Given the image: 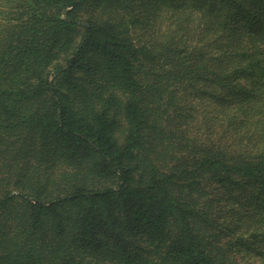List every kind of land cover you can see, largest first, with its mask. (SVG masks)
Returning a JSON list of instances; mask_svg holds the SVG:
<instances>
[{
	"label": "trees",
	"instance_id": "obj_1",
	"mask_svg": "<svg viewBox=\"0 0 264 264\" xmlns=\"http://www.w3.org/2000/svg\"><path fill=\"white\" fill-rule=\"evenodd\" d=\"M255 262L264 0H0V264Z\"/></svg>",
	"mask_w": 264,
	"mask_h": 264
},
{
	"label": "rangeland",
	"instance_id": "obj_2",
	"mask_svg": "<svg viewBox=\"0 0 264 264\" xmlns=\"http://www.w3.org/2000/svg\"><path fill=\"white\" fill-rule=\"evenodd\" d=\"M124 126V125H123ZM122 134V133H121ZM122 136V135H121ZM254 264H258L257 262H255Z\"/></svg>",
	"mask_w": 264,
	"mask_h": 264
}]
</instances>
